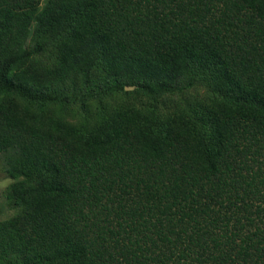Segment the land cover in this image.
<instances>
[{"label": "trees", "instance_id": "obj_1", "mask_svg": "<svg viewBox=\"0 0 264 264\" xmlns=\"http://www.w3.org/2000/svg\"><path fill=\"white\" fill-rule=\"evenodd\" d=\"M98 64L114 90L221 101L42 109ZM0 154L25 177L0 264H264V0H0Z\"/></svg>", "mask_w": 264, "mask_h": 264}, {"label": "rangeland", "instance_id": "obj_2", "mask_svg": "<svg viewBox=\"0 0 264 264\" xmlns=\"http://www.w3.org/2000/svg\"><path fill=\"white\" fill-rule=\"evenodd\" d=\"M52 44L47 54L38 56L45 68H50L56 58L51 54V49H55L56 43ZM48 77L45 74L42 80L45 81ZM104 78L103 67L98 64L91 73L89 81L81 76L76 79L73 88L68 86L66 88L67 84L56 87L69 95V100L42 109H50L70 122H79L101 119L121 106H135L143 112L170 110V113L175 114L179 112V108L188 104L192 106L203 104L208 107L221 101L220 95L212 91L207 81H200L177 96L151 98L143 95L136 85L125 84V91L114 90L111 87L112 82H106ZM179 104L181 105L177 106ZM31 107L35 108L33 105ZM24 179L25 177L18 170L5 167L3 156L0 154V221L2 223L9 221L19 212L20 208L8 199V193L13 185Z\"/></svg>", "mask_w": 264, "mask_h": 264}]
</instances>
